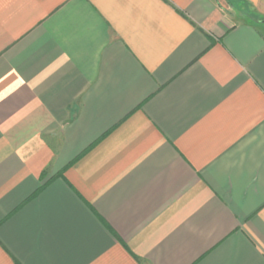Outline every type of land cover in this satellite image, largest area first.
<instances>
[{"label":"crops","instance_id":"0c3cea01","mask_svg":"<svg viewBox=\"0 0 264 264\" xmlns=\"http://www.w3.org/2000/svg\"><path fill=\"white\" fill-rule=\"evenodd\" d=\"M0 264H264V0H0Z\"/></svg>","mask_w":264,"mask_h":264}]
</instances>
